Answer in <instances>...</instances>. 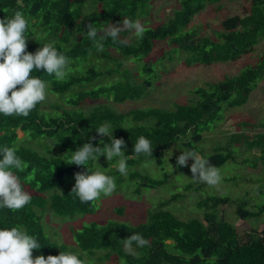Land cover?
<instances>
[{"label":"trees","instance_id":"trees-1","mask_svg":"<svg viewBox=\"0 0 264 264\" xmlns=\"http://www.w3.org/2000/svg\"><path fill=\"white\" fill-rule=\"evenodd\" d=\"M87 1L92 2L93 11L84 14L83 6ZM151 1L23 0L24 6L20 8L16 0H0V19L21 11L29 22L25 33L28 38L27 51L34 53L44 43L55 41L57 50L70 61L86 59L90 55L110 58L109 50L117 52L123 59L139 61L151 52L156 42L169 40L172 46L187 53L184 61L186 66H210L217 62L238 61L252 53L254 47L264 39V0H246L249 5L242 16L223 19L216 40L198 36L197 31L189 30L188 26L206 5L219 4L222 0H178L179 7L166 20L145 28L143 39L135 37L129 42L127 38L131 31H122L119 39L125 42L114 43L111 37H106L103 52H98L93 42L83 35L89 23L96 24L98 28L105 27V23L109 22L123 27L125 18L140 20ZM102 35V32H98V36ZM32 37L33 42L30 41ZM122 66L123 63L118 62L113 68L104 71L90 67L83 75L70 76L65 80H57L54 74L49 75L43 70L34 71L32 75L44 80L48 90L63 100L64 106L52 105L50 112H42V103H39L28 117L0 114V149L4 146L16 148L17 155L27 167L12 170L21 177L25 190L32 195L31 202L20 210L0 209V229L16 226L25 228L39 240L42 247L33 250L39 256H57L60 251L73 253L66 245L53 242L44 234L41 216L45 211L52 212L55 217H73L94 211V202L82 203L78 197L70 194L71 190L49 197L44 195L62 185L65 176L86 170L83 166L67 164L71 151L88 142L94 147L102 146L101 140V143H109L106 136L101 137L96 133L97 128L106 122L111 125L114 138L125 141V154L133 155L127 161L128 166L155 160L161 167L163 163L159 152L188 136L190 139L185 143L186 150L195 151L194 145L201 140L199 130L215 121L222 105L233 108L245 104L256 83L264 79V51L256 66L242 70L235 77L195 89L198 99L194 103L176 104L172 110L145 108L117 113L112 107L100 104L101 99H111L113 104L139 100L151 88L150 78H142L141 81L132 79L130 72L120 71ZM142 72L148 75L151 69L144 65ZM111 73L119 74L121 79L108 86L72 91L76 86L92 83ZM126 120L131 123L126 124ZM258 127L264 128V125ZM18 130L24 137H18ZM140 136L152 142V157L133 154L134 143ZM91 137L96 139L91 140ZM30 138L55 139L62 152H67L68 160L58 156H43L26 147V141ZM232 141L243 142L249 150L258 152V158L264 161V132L251 138L235 135ZM206 158L211 164L220 167L232 159V153L222 147ZM91 162L86 167H91ZM131 178H139L141 187L154 189L161 186L168 175L164 174L162 180H153L134 173ZM178 196L172 195L170 200L149 212L145 223L136 226L117 222L103 226L91 224L78 232H72L77 247L91 255L95 251L105 250V260L113 256L119 264H209V260L212 261L210 264H264V223L259 232L252 230L239 235L235 226L219 219L215 213L218 206L230 203L227 197L206 198L198 206L211 211L206 212L202 220L182 221L163 209ZM118 211L121 212L120 208ZM263 212L264 205L256 212L246 210L243 203L237 204L235 209L241 220L258 217ZM132 234H141L149 244L145 247L133 244V253L129 254L124 250L123 239ZM79 258L84 260L82 256Z\"/></svg>","mask_w":264,"mask_h":264},{"label":"rangeland","instance_id":"rangeland-1","mask_svg":"<svg viewBox=\"0 0 264 264\" xmlns=\"http://www.w3.org/2000/svg\"><path fill=\"white\" fill-rule=\"evenodd\" d=\"M246 0H222L219 4L206 5L196 14L189 26V30H196L198 36L217 39L221 31L220 22L226 17L242 16L248 8ZM179 7L178 0H152L150 7L144 12L139 20L144 28L152 27L166 20L172 12ZM84 14L93 11L92 2L87 1L83 6ZM136 36L131 32L127 41L132 42ZM34 37L30 38L33 42ZM260 41L253 52L258 48L264 49ZM172 46L169 40L156 42L151 52L139 61L123 59L117 52L108 51L109 57L94 56L86 59L71 61L65 79L70 76L83 75L87 69L104 71L113 68L118 62L123 63L120 71L130 74V78L141 81L142 78H150L151 88L146 95L139 100H129L120 104H113L111 99H101L100 104H106L117 113H126L132 109L164 108L172 110L176 104L194 103L198 96L194 90L205 87L206 84L217 83L226 78L235 77L242 70L256 66L259 55L249 54L235 62H217L210 66L196 65L186 66L187 53ZM144 65L151 69L148 75L142 72ZM127 70V71H126ZM63 79V80H65ZM121 76L116 73L97 78L92 83L76 86L72 91L90 90L100 86H108L120 80ZM64 106L63 100L48 90L47 99L42 102L41 111L50 112L52 105ZM131 123L126 120V124ZM252 125V126H251ZM255 127H254V126ZM264 79L258 81L250 93L248 100L241 106L228 108L222 105V109L215 121L202 126L200 131L201 140L194 145L195 151L204 156L214 154L216 149L226 148L232 153V159L225 162L221 169L222 182L219 186L210 187L205 184L195 183L191 180L192 159L188 160L186 167L176 164L177 157L186 150L185 143L190 137L180 139L173 146L160 151L159 157L162 166L159 167L155 160L128 166L126 175H121L117 170L118 158L107 160L101 156L97 163L107 175L115 178L116 190L111 196L101 195L94 202V211L90 214H78L73 217H55L52 212L45 211L41 216V224L44 234L51 241L66 245L74 254L82 256L86 264H119L111 256L105 260L107 251L98 250L95 254L81 251L75 242L74 232L80 231L84 226L96 224L103 226L111 222L124 223L136 226L145 223L149 212L154 211L161 203L170 200L172 195L178 194V198L166 204L164 210L170 211L176 218L182 221L190 219H203L206 212L211 211L207 207H199L198 203L208 197H227L230 203L218 206L215 213L219 219L236 227L239 235L256 230L261 231L264 223V212L258 217L241 220L237 217L235 209L237 204L243 203L244 208L256 212L264 205V161L258 158L259 153L249 150L243 142L233 143V137H254L264 132ZM18 137H24L21 131H17ZM26 147L38 152L43 156H58L68 160L67 152H62L55 139H28ZM98 165L91 162V167ZM172 166V167H171ZM173 168V169H172ZM86 171V170H85ZM140 174L153 180H162L164 174L168 178L161 186L154 189L141 187L139 178H131V174ZM183 175V176H181ZM187 178H185V177ZM75 185V175H68L64 183L46 193L45 197L52 194H62L71 190ZM62 192V193H61ZM120 208L121 212L118 211ZM73 232V233H72ZM39 256L33 253V257ZM212 262L209 260V264Z\"/></svg>","mask_w":264,"mask_h":264},{"label":"clouds","instance_id":"clouds-1","mask_svg":"<svg viewBox=\"0 0 264 264\" xmlns=\"http://www.w3.org/2000/svg\"><path fill=\"white\" fill-rule=\"evenodd\" d=\"M16 3L20 8L24 6L23 0H16ZM28 24V20L21 11H15L14 15L0 19V114L4 116L28 117L37 104L47 99L48 85L39 76L32 75L34 71L43 70L49 75L54 74L57 80L65 79L71 71L69 68L71 61L57 50L55 41L44 43L34 53L27 51L28 38L25 33L28 30ZM122 24L123 27H118L109 22L105 23V27L98 28L96 24L89 23L86 25V34L83 32V35L93 42L98 52L104 51L106 37H111L114 43H124L125 41L119 39L122 31H131L138 39H143L145 28L139 20L132 21L125 18ZM98 32H102L103 35L98 36ZM110 129L111 125L106 122L96 130L99 136H106L109 143H101L103 141L101 140L102 146L94 147L91 142H88L75 151L70 150L71 157L67 164L83 166L86 169L75 174V185L70 193L78 197L82 203L98 201L101 195L108 197L116 190L115 178L102 171V167L97 163L101 156L107 160L118 158L117 170L121 175L127 174V161L132 159L133 155L125 154L123 150L126 148L125 141L122 138H114L113 131ZM95 139L91 137V140ZM133 154L152 157V142L140 136L134 143ZM0 156H2L0 159V209L20 210L31 202L32 195L25 190L21 177L12 169L23 170L27 164L17 155L15 147L4 146L0 149ZM189 159L194 161L190 168L193 182L210 187L220 185L223 179L221 169L194 150L182 151L177 157L176 164L186 167ZM90 161L98 166L86 167ZM148 163L146 161L145 166ZM133 244L137 247H145L149 241L141 234H132L129 238L123 239L126 253H133ZM41 247L37 237L30 235L22 226L0 229V264H85L79 255L70 251H60L57 256L33 257V250H39Z\"/></svg>","mask_w":264,"mask_h":264},{"label":"crops","instance_id":"crops-1","mask_svg":"<svg viewBox=\"0 0 264 264\" xmlns=\"http://www.w3.org/2000/svg\"><path fill=\"white\" fill-rule=\"evenodd\" d=\"M260 46H262V47L264 48V43H263V45H262V43H261ZM254 49H255V47H254ZM253 51H254V50H253ZM263 51H264V49L259 50V48H258L255 52H252V54H253V53L256 54L255 57L259 55V58H258V59H260V57H261ZM250 54H251V53H250ZM248 55H249V54H248ZM239 60H240V59H239Z\"/></svg>","mask_w":264,"mask_h":264}]
</instances>
